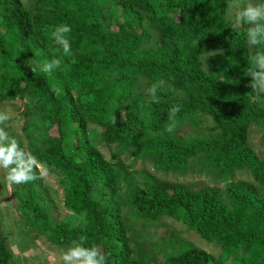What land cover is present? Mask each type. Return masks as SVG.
Listing matches in <instances>:
<instances>
[{
	"label": "trees",
	"instance_id": "16d2710c",
	"mask_svg": "<svg viewBox=\"0 0 264 264\" xmlns=\"http://www.w3.org/2000/svg\"><path fill=\"white\" fill-rule=\"evenodd\" d=\"M227 12L228 0H34L31 8L0 0V103L30 101L25 132L47 133L40 145L29 139L30 152L61 175L65 209L83 218L78 225L53 221L36 179L13 185L28 232L57 247L86 236L85 246L99 247L107 264H157L160 249L135 240L130 221L166 217L221 255L181 243L164 264H264V156L248 140L251 125L264 133V100L246 75L249 58L264 45L250 46V25L238 29ZM59 24L72 28L70 56L51 37ZM54 58L60 68L40 71ZM141 80L148 92L135 95ZM153 84L158 103L149 93ZM174 105L181 110L168 133ZM89 125L107 146L148 160L156 172L180 173L198 160L225 187L194 190L135 174L118 154L106 159L91 143ZM241 170L253 182L235 181ZM0 264H15L1 225Z\"/></svg>",
	"mask_w": 264,
	"mask_h": 264
},
{
	"label": "rangeland",
	"instance_id": "374dc122",
	"mask_svg": "<svg viewBox=\"0 0 264 264\" xmlns=\"http://www.w3.org/2000/svg\"><path fill=\"white\" fill-rule=\"evenodd\" d=\"M26 8L33 6L34 0H22ZM248 2L258 4L255 0H228L227 18L236 23V13L241 10ZM237 28L242 30L241 24H237ZM149 45H154L153 42ZM146 82L141 80L133 88V94L147 93ZM260 100H264V95H259ZM27 107H30V101L16 100L11 102L0 103V110L10 108L13 113V119L9 121V126L6 131L11 138L17 139L21 148L30 152L29 139H32L35 144L40 143L47 137L44 131L32 129L30 132H25L24 126L26 118L24 116ZM211 124L207 119L205 126ZM101 131L92 125H89L88 136L91 143L95 145L107 160H113V154H118L121 161L126 165L131 166L135 174L148 172L156 177L190 187L197 190L203 187H214L219 191H223L225 183L220 181L217 175L210 173L206 169H202L198 160L191 161L188 168L180 173H159L156 172L152 164L145 159L134 160L132 154L122 153L115 145L107 146L101 139ZM56 134V130L52 129L48 135ZM264 133L256 126L251 125L248 133L249 145L254 152L262 158L264 156ZM33 143V142H32ZM48 169V174L45 177L38 178V183L45 193L47 199L52 203V219L53 221H65L71 225L83 223L81 216H76L65 209L63 205L64 192L61 182V175ZM37 175H39L37 173ZM6 172L0 169V225L1 230L6 237L9 247L13 253L15 264H62L61 254L67 251L69 247H57L50 245L44 237H36L27 231L22 223L21 215L17 210V201L13 198L14 186H9L6 182ZM235 181L253 182L252 176L248 170L236 171L234 174ZM46 199V198H45ZM124 215L127 213V208L123 207ZM133 238L139 242H143L150 249L159 248L160 254L157 258V264H164V255L169 252L177 253L181 243H190L193 246L200 248L214 256L221 255L220 247L215 244H210L201 239L194 231L189 230L185 225L170 218L163 217L156 223H145L142 220L137 222L130 221Z\"/></svg>",
	"mask_w": 264,
	"mask_h": 264
},
{
	"label": "clouds",
	"instance_id": "9594fccd",
	"mask_svg": "<svg viewBox=\"0 0 264 264\" xmlns=\"http://www.w3.org/2000/svg\"><path fill=\"white\" fill-rule=\"evenodd\" d=\"M235 20L237 24L250 25L246 32L247 42L250 46L264 45V3L254 4L248 2L246 6L236 13ZM71 31L70 25L59 24L51 32V37L61 46L65 56H70L72 53L71 41L68 38ZM249 59L251 67L246 73L247 76L251 77L249 87L258 96L264 95V51L256 52ZM29 66L32 72L36 71L34 67ZM60 66L61 60L54 58L50 61H45L40 66V71L51 73L53 70L60 68ZM52 91L59 94L60 90L53 86ZM156 92L157 85L153 84L149 89V93L152 101L158 103ZM180 110V105H174L169 109L170 123L165 128L166 132H174L177 124L176 116ZM12 119L13 113L10 108L0 110V169L6 172L5 179L10 187L13 185H26L48 174V169L31 152L21 148L17 139L11 138L5 130ZM112 122L115 124L116 120L113 119ZM86 243L87 237L80 236L75 246L69 247L67 251L62 252V264H107V257L101 249L96 245L86 247Z\"/></svg>",
	"mask_w": 264,
	"mask_h": 264
}]
</instances>
